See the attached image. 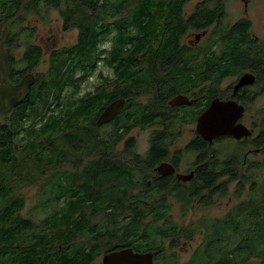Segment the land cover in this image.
<instances>
[{
  "label": "trees",
  "instance_id": "1",
  "mask_svg": "<svg viewBox=\"0 0 264 264\" xmlns=\"http://www.w3.org/2000/svg\"><path fill=\"white\" fill-rule=\"evenodd\" d=\"M188 1L0 0V21L3 24L11 21L9 30L19 27L26 11L43 18L46 13L41 10H58L65 29L79 30V41L68 50V56L53 60L45 80L41 79L42 91L38 94L33 91L25 103L8 117L4 116L6 124L0 125V264H93L103 253L126 247L156 252L154 264L162 260L176 264L177 255H165L161 245L168 240L169 248L174 249L186 231L182 226L145 223L143 220L152 209L125 204L132 198L123 190L122 182L127 175L120 159L111 155L113 144L108 145V158L93 157L84 165L82 156L72 148L76 137L84 136L78 125L75 128L76 122L87 111L100 107L104 95H93L91 100L80 102H71L68 97L69 109L64 110V118L51 113L50 105L61 95V90L72 83L75 68L84 72L94 70L101 54L98 38L105 35L112 42L108 64L126 84L127 107L152 86L151 75L190 71L180 60L187 56L177 47L178 37L184 33L186 25L202 29L213 23L215 16L226 10V0H203L187 22H183L179 10H183ZM242 31L233 29L235 37L221 44L223 58L263 56L240 39ZM29 51L35 53L32 65L40 56L36 48L30 47ZM72 53L77 57L76 63L68 62ZM204 55L203 69L198 71L205 73L230 71L240 63L226 62L229 59L224 64L215 63L212 48H206ZM24 60L28 63L27 58ZM13 71L11 68L10 73ZM19 75L22 72L14 71L11 78L15 76L16 81ZM114 98L116 96L109 95L108 100ZM73 105L77 108L71 112ZM26 119L30 120L27 128L23 125ZM37 123H40L38 129ZM95 139L93 136V146H96ZM78 144L76 152L80 154ZM223 173L234 176L233 172ZM253 176L247 201L234 205L221 218L203 219L202 222L210 224L206 229L209 236L187 264L251 261L264 264V185L255 183L258 176ZM201 177L206 187L214 186L213 174L202 172ZM41 180L39 200L32 212L42 211L45 218L39 221L23 218L20 212L25 201L17 193L19 184L33 185ZM219 186L224 195L225 184ZM257 191L261 192L260 200L255 198ZM242 192L243 185L239 183L236 196ZM199 193L182 192L185 197L181 195L180 199L190 201ZM145 195L146 199L151 197L148 192ZM208 201L209 198H204L203 204L207 205ZM48 207L51 209L47 212ZM122 216H128L123 226L118 222ZM8 242L12 243L11 255L7 251Z\"/></svg>",
  "mask_w": 264,
  "mask_h": 264
},
{
  "label": "flooded vegetation",
  "instance_id": "2",
  "mask_svg": "<svg viewBox=\"0 0 264 264\" xmlns=\"http://www.w3.org/2000/svg\"><path fill=\"white\" fill-rule=\"evenodd\" d=\"M246 5L247 2L244 1V9ZM195 7L188 15H185V10H179V18L183 22H187L195 12ZM48 11L50 10H41L42 13H46V15L43 14V18H37L29 11H26L24 16L28 17L33 14L38 21H45ZM54 11L59 16V11ZM87 11L91 13V10ZM222 13V15L217 14L214 22L202 29H194L186 25L184 33L178 37L177 47L182 49L187 56L180 60L186 64V69H190V71L151 75L152 86L143 90L142 94L134 98L128 107L129 99L124 97L126 84L123 78L115 73L114 68L108 64L107 58L112 43L108 35L98 38L101 54L96 59L94 70L84 72L75 68L72 83L63 88L60 92L61 95L50 105V109L53 112L56 111L57 117L64 118V110L69 109L68 97L71 98V102H80L81 100H91L93 95H104V98L100 99V107L93 111L90 110L89 113L87 111L76 122L75 128L78 125L79 130H83L84 136L76 137L72 148L77 155L83 156L85 153L87 156H91L92 152H95L96 158L102 159L103 157L108 158V145L113 144L111 155L120 159V165L125 167L127 175V179L122 182V187H125L123 190L128 192V196L132 198L125 204L132 205L133 208L152 209L149 216L143 220L145 223L175 226L192 224L193 222L185 218L189 212L194 213L204 206L213 205L218 197H225L232 183L235 184L236 196L239 183L243 185L244 189L246 184L252 183L253 174L264 172V104H261L259 109L254 107L255 102L264 96V39L251 33L252 22L247 16L248 10H243L245 17L234 22L228 17L227 10H223ZM60 19L62 21L61 28L54 29L51 25L43 26L37 34L28 25L20 27L21 34H23L21 41H19L21 34L12 35L9 31L11 22H5L8 30L5 46L10 50L8 81L15 84L25 75L33 77L26 101L33 91L37 94L38 91H42L43 81L41 79L45 80L52 61L61 55L67 57L68 50L79 41L78 28L67 30L64 20ZM88 20L91 22V18ZM237 25L239 26L237 27ZM235 28L243 30L240 39L248 42L249 46L255 50L254 52H262L263 56L251 54L249 58H241L242 61L237 58H223L220 46L226 43L227 39L235 37L232 33ZM74 30L77 35L76 43L70 47L61 48V34ZM185 37H187L186 42L183 40ZM205 46L212 48L215 52L213 57L215 63L224 64L229 59L226 62L238 61L240 62L239 66L236 69H230V71L219 72L216 70L211 73L198 71L203 69L206 60ZM30 47L36 48L40 56L37 62L34 61L32 65L30 63L35 58V53L33 55V51H29ZM18 48L22 49L21 57L18 62L14 63L11 57L12 50ZM24 58L28 59V63ZM43 58H46L47 69L45 72L38 73L37 68L44 60ZM71 60H74V63L78 61L73 53L68 62ZM100 62H103L110 72L105 74L96 72ZM17 64L18 66H15ZM11 68L16 72H22L16 81L14 80L15 76H13L14 79L11 78L14 72L10 73ZM244 75L251 76V83L238 86ZM86 85V90H83ZM109 95L116 96V98L109 101ZM177 97L186 99L182 101L187 104L179 105L180 103L176 101ZM118 99L125 101L123 110L108 122L98 124V118L105 108ZM213 100L229 104L231 114L237 116L233 126H241L249 134L240 139L222 135L211 142L204 140L197 131V123L199 117ZM70 108L72 112L77 106L73 105ZM238 109L240 110L239 115ZM12 111L5 115L0 114L2 120L0 125L6 124L4 116L8 117ZM253 111L257 112L253 114ZM116 129H118L117 132ZM133 131L134 133H132ZM141 134H145L143 145L138 143ZM93 136L97 141L96 146H93ZM77 144L80 145V154L76 152ZM116 149H118L117 152ZM90 160L93 159L86 158L82 164L84 165ZM202 172L214 175L213 187L204 185L201 177ZM223 172H233L234 176ZM187 176L190 177L185 180ZM220 184H225L226 193L224 195L220 192ZM190 190L200 193L192 196L190 201L181 200L180 196L183 195L181 193L190 192ZM147 192L151 197L146 199ZM204 198H209L207 205L203 204ZM127 218L128 216H122L118 219L121 226L127 221ZM202 221L203 219L199 223ZM184 230L187 234V230ZM11 242H8L7 246L9 255L12 252ZM126 248H131L136 253H143L136 251L133 247ZM109 252L100 256L99 264H101L103 255ZM152 253L155 258L156 252Z\"/></svg>",
  "mask_w": 264,
  "mask_h": 264
},
{
  "label": "rangeland",
  "instance_id": "3",
  "mask_svg": "<svg viewBox=\"0 0 264 264\" xmlns=\"http://www.w3.org/2000/svg\"><path fill=\"white\" fill-rule=\"evenodd\" d=\"M199 1L201 0H189L184 5V8H183V10H185V15H188L192 10H194L195 5ZM244 1L247 2L245 9H244ZM225 7L227 10L228 17L231 18L232 22H234L235 20L241 17H245L243 14V10H248L247 16L252 22L251 33L260 39H264V0H226ZM23 19L24 20L23 22L21 20L19 27L9 30L12 33V35L14 34L20 35L21 34L20 27L25 26V25H28L30 28H32L36 34L43 26L51 25L54 29H57L58 27L61 28L62 26V21L59 18L57 12L54 10L48 11L45 21H38L36 18H34L33 15H29L28 17L24 16ZM1 21H0V34L4 26L3 22ZM22 38H23V34H21V36L19 37V41H21ZM76 39H77V35H76L75 30L62 33L60 37V47L61 48L70 47L76 43ZM183 40L186 42L187 37H185ZM21 53H22L21 48L12 50L11 57L14 63L19 61L21 57ZM43 59L44 60L41 61V64L37 68L38 73L45 72L47 69V65L45 64L46 58H43ZM15 66H18V64ZM96 72H102L103 74H105V73L110 72V70H108L104 66L103 62H100L98 63ZM86 88H87V85L83 87V90H86ZM261 104H264V96L262 98H259L255 102L254 107L259 109ZM256 112L257 111H253L252 113L255 114ZM51 113L56 114V111L51 112ZM0 121L2 120L0 119ZM23 125L25 128H27L30 125V120L26 119ZM39 126H40V123H37L35 125L36 129H38ZM132 133H134V131ZM144 137H145V134H141V139L140 141H138L139 144L143 145ZM117 151L118 149H116V152ZM93 157H97L95 152H92L91 156H87L84 153L81 159L83 162V160L86 161V158H93ZM255 175L258 176V178L255 179V183H257L258 185L260 184L264 185V172H256ZM42 183H43V180L33 185L20 182L19 184L20 187L18 188L17 193L19 196L23 197L25 201L24 207L22 211L20 212V215L23 218L32 219L34 221H39L45 218V213L42 211L39 212V210H35L34 212H32L34 210L33 208L36 206L39 200L40 186L42 185ZM251 185H252L251 183L246 184L245 188L243 189V192L239 196H235V192H234L235 184L232 183L230 184V190L225 197H218L213 205L204 206L201 209L196 210L194 213L189 212L185 218L186 220H189L193 223L192 224L187 223L183 225L181 224L182 228L187 230V234L185 235L187 237L180 239L178 242V245L174 249L169 248L168 240L163 241L161 245L163 253L165 255L175 253L177 255L176 264H187V262L189 261L193 253L197 250L199 246H201V244L204 243L205 238L209 236L207 235L206 229L207 227H209L210 224L207 221L206 222L204 221L202 223H199V221L202 219L207 220L206 218L208 219L221 218L224 215H226L229 209L232 208L234 205H237L241 201L242 202L247 201L248 191L250 190ZM255 198L257 200L262 199L260 191H257ZM50 209L51 208H49L47 212L50 211ZM233 238L236 239V236ZM100 258L101 257H98L94 264H99ZM253 263L255 262L251 261L245 264H253ZM160 264H171V262H166L162 260Z\"/></svg>",
  "mask_w": 264,
  "mask_h": 264
},
{
  "label": "water",
  "instance_id": "4",
  "mask_svg": "<svg viewBox=\"0 0 264 264\" xmlns=\"http://www.w3.org/2000/svg\"><path fill=\"white\" fill-rule=\"evenodd\" d=\"M7 34L8 30L5 24L0 34V114L3 115L10 113L26 101L33 82L31 75H25L15 84L8 81L10 50L5 46ZM250 81H252L251 76L244 75L240 79L238 86L251 83ZM182 100L186 99L183 97L176 98L177 103H180L179 105L187 104V102ZM124 105L125 101L123 99L110 103L98 118V124L106 123L118 115L123 110ZM231 113L229 104L213 100L198 119V133L208 142L222 135H230L235 139L247 136L249 132L243 127L233 126L237 116H233ZM237 113L239 115V109ZM189 177H185V180L189 179ZM153 261L154 255L152 252L136 253L131 248H124L104 254L101 264H153Z\"/></svg>",
  "mask_w": 264,
  "mask_h": 264
}]
</instances>
